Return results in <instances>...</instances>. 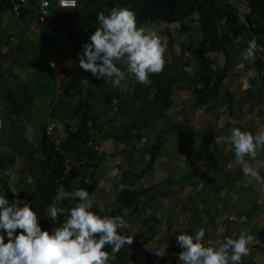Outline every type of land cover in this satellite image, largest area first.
I'll return each mask as SVG.
<instances>
[{
	"label": "crops",
	"instance_id": "obj_1",
	"mask_svg": "<svg viewBox=\"0 0 264 264\" xmlns=\"http://www.w3.org/2000/svg\"><path fill=\"white\" fill-rule=\"evenodd\" d=\"M229 2L238 8L241 21L247 20V26L254 29L227 45L224 54L217 51L210 54L219 70L226 68V73L217 94L211 93L207 104L195 102L199 59L182 50L185 37L177 25L157 23L147 28L166 40L167 62L179 65L166 118L143 130L136 142H118L114 136L121 125L116 119L100 117L105 94L96 93L92 103L95 115L100 117L94 123L98 126L78 119L71 121L73 130L82 129L92 139L97 156L90 162L93 166L86 167L68 191L87 185L93 208L101 216L111 215L117 207L118 185L134 186L142 192L137 204L139 212L123 210L120 215L128 225L123 234L132 238L126 245L128 264H177L182 249L175 236L178 232L192 234L201 228L205 229V244L209 239L214 242L224 236L235 238L241 231H247L253 241L240 264H264V149L254 159L245 157L258 172L260 179H257L244 175L234 159L230 141L234 127L252 132L264 128V38L257 31L264 18L261 14L251 15L244 0ZM3 7L0 0V8ZM2 28L8 38L0 42V100L10 90L31 87L45 64L50 65L55 78V85L49 83L48 91L43 80L34 87L32 116L27 121L10 116L7 105L0 103V159L4 156L6 165L0 171V192L7 188L23 200L38 169L40 127L49 121L48 113L59 94L58 83L69 79L72 60L66 59L69 43L62 27L50 19L38 23L35 10H29L22 19L5 11ZM193 30L187 45L197 44L200 37L197 27ZM60 37L57 53L54 39ZM252 39L258 47L254 56L245 60L241 52ZM105 83L111 84L110 80ZM128 85L125 79L119 89L126 90ZM78 86L84 90L87 85L79 82ZM56 134L64 138L61 126ZM158 144V157L144 172L150 151ZM113 168L119 169L118 178L109 175ZM148 220L156 221V234L151 241L141 243L143 223ZM166 241V254L157 257L153 251Z\"/></svg>",
	"mask_w": 264,
	"mask_h": 264
},
{
	"label": "trees",
	"instance_id": "obj_2",
	"mask_svg": "<svg viewBox=\"0 0 264 264\" xmlns=\"http://www.w3.org/2000/svg\"><path fill=\"white\" fill-rule=\"evenodd\" d=\"M244 1L251 10V15L261 14L264 18V0ZM39 2L40 0H28V8L22 10L17 18L22 19L29 10H35L37 19ZM2 3L4 7L0 8V42L8 38L2 24L3 13L10 9L9 0H2ZM49 3L51 13L48 19L62 27L63 36H68L69 46L66 50V59L72 60L69 65V79L58 83L59 94L47 117L49 121H54L63 128L65 136L60 139L58 134H54V138L60 141V151H56L54 140L45 135V125L41 126V156L38 169L33 175L30 191L23 200L14 196L7 188L0 193H4L9 201L18 199L28 202L36 212L42 230L47 229L51 232L53 227L59 226L64 220L67 209L75 203V200L69 201L61 198L60 203L55 207L64 208L65 213L57 216L56 223L49 218L48 208L53 205L56 190L62 179L64 162L71 159L81 162V166L63 180L65 190L68 191L70 185L78 179L86 167L90 164L93 166L90 162H93L97 156V151L87 147L88 142L94 144L92 139L86 137L82 129L73 130L71 121L78 119L81 122H91L93 126H98L94 123L100 117L107 120L116 119L121 128L114 138L121 143L136 142L141 139L143 130L150 129L156 121L166 118V113L172 104L173 89L179 77V65L167 62L165 57L162 71L149 74L150 84L137 83L128 76L126 79L129 85L126 90L114 88L111 84H106L104 79H97L90 72L81 70L77 53L82 52V44L88 42L91 32L97 27V12L104 11L107 14L113 7H126L134 12L138 26L150 27L157 23L177 25L179 33L185 37L182 50L200 61L197 87L194 90L197 105L207 104L209 95L217 94L226 73V68L219 70L220 68L217 67L216 61L212 60L210 54L213 51L224 54L227 45L235 42L254 27L247 26V20L241 21L238 8L229 0H77L76 6L72 9L56 7V0H49ZM195 27L200 35L197 44L187 45L192 40ZM257 31L264 38V24L257 28ZM62 37L54 39L57 53H59L57 44ZM42 80L46 83L45 91H48L49 83L55 85L54 74L49 64H45L43 69L37 72L31 87L29 85L19 91L10 90L0 100V103L7 105V113L10 116L24 121L30 119L34 87L41 85ZM79 82H86L87 86L84 90L78 86ZM96 93L105 94L100 117L95 115L93 110L92 100ZM38 116L41 117V114L38 113ZM158 153L159 144L150 151V159L147 161L144 172L156 161ZM2 158L0 159V171H4L6 167L5 159ZM1 179L2 176H0V182ZM87 187L84 185L82 188ZM141 195L142 192L137 191L134 186L122 190L117 189L115 195L117 207L111 216H120L123 210L132 214L138 213L137 204ZM92 210L100 215L96 209ZM155 224L156 221L153 220L143 223L141 243L153 239L156 234ZM106 250L110 251L107 246ZM129 257L126 246L122 247L110 264H128Z\"/></svg>",
	"mask_w": 264,
	"mask_h": 264
},
{
	"label": "clouds",
	"instance_id": "obj_3",
	"mask_svg": "<svg viewBox=\"0 0 264 264\" xmlns=\"http://www.w3.org/2000/svg\"><path fill=\"white\" fill-rule=\"evenodd\" d=\"M96 23L88 42L81 46L82 52L77 53L81 70L105 82L110 80L114 88L122 87L128 76L148 85L149 74L162 71L167 42L156 31L138 26L131 9L113 7L107 14L98 11ZM257 47L254 39L249 40L241 57L245 60L253 57ZM230 141L234 159L244 175L260 179L245 157L254 159L264 149V128L252 132L234 127ZM109 175L118 178L119 169H111ZM124 187L118 185V190ZM61 198L75 203L67 209L59 226L49 232L42 230L28 202L9 201L0 193V264H110L121 248L132 242L131 237L123 234L128 226L125 219L119 215L101 216L92 210L93 197L88 190L77 187L66 191L61 185L57 199ZM64 213L62 207L50 205L48 208L53 223ZM204 237L203 228L192 234L178 232L175 241L182 250L177 255V264H240L241 258L249 254L248 245L253 241L247 231H241L235 238L224 236L214 242L209 239L207 244L203 242ZM167 247L166 241L153 252L162 257Z\"/></svg>",
	"mask_w": 264,
	"mask_h": 264
},
{
	"label": "built area",
	"instance_id": "obj_4",
	"mask_svg": "<svg viewBox=\"0 0 264 264\" xmlns=\"http://www.w3.org/2000/svg\"><path fill=\"white\" fill-rule=\"evenodd\" d=\"M10 2V13L13 15L17 16L20 14V12L24 9L28 8V0H9ZM77 0H56V7L61 8V9H72L76 6ZM49 0H40L39 6L37 9V22L38 23H44L50 16V10H49ZM58 131V124L54 121H48L45 125V135L49 137L50 139L54 140L55 143V150L60 151L59 149V139L54 138V134ZM87 147L90 149H93L97 151V147L93 145L91 142H88ZM81 166V162L79 161H73V160H66L64 162V168H63V173H62V179L59 182L58 188L63 185V188L65 190V186L63 184V180L65 177H68L70 173L76 169H78ZM57 188V189H58ZM61 199H57V190L56 194L53 199V205L56 206L59 204Z\"/></svg>",
	"mask_w": 264,
	"mask_h": 264
},
{
	"label": "rangeland",
	"instance_id": "obj_5",
	"mask_svg": "<svg viewBox=\"0 0 264 264\" xmlns=\"http://www.w3.org/2000/svg\"><path fill=\"white\" fill-rule=\"evenodd\" d=\"M34 114H36V113H34ZM37 115H38V113H37ZM59 127H60V126L58 125V129H59Z\"/></svg>",
	"mask_w": 264,
	"mask_h": 264
}]
</instances>
